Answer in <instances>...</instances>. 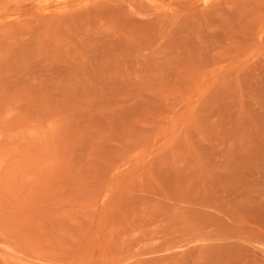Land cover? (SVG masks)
I'll use <instances>...</instances> for the list:
<instances>
[{
    "label": "rangeland",
    "instance_id": "374dc122",
    "mask_svg": "<svg viewBox=\"0 0 264 264\" xmlns=\"http://www.w3.org/2000/svg\"><path fill=\"white\" fill-rule=\"evenodd\" d=\"M0 264H264V0H0Z\"/></svg>",
    "mask_w": 264,
    "mask_h": 264
}]
</instances>
